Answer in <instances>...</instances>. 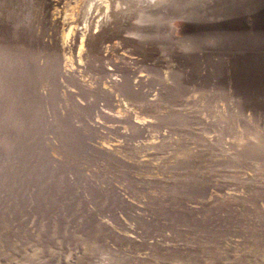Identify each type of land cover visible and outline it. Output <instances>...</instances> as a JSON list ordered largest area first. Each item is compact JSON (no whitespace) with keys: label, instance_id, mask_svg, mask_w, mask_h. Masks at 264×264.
Instances as JSON below:
<instances>
[{"label":"rangeland","instance_id":"1","mask_svg":"<svg viewBox=\"0 0 264 264\" xmlns=\"http://www.w3.org/2000/svg\"><path fill=\"white\" fill-rule=\"evenodd\" d=\"M0 264H264V0H0Z\"/></svg>","mask_w":264,"mask_h":264},{"label":"bare ground","instance_id":"2","mask_svg":"<svg viewBox=\"0 0 264 264\" xmlns=\"http://www.w3.org/2000/svg\"><path fill=\"white\" fill-rule=\"evenodd\" d=\"M69 16V15H68ZM77 52V51H76ZM71 63V62H70ZM127 110V109H126ZM255 176H256V174H255Z\"/></svg>","mask_w":264,"mask_h":264}]
</instances>
